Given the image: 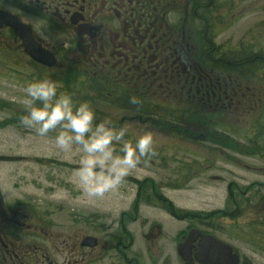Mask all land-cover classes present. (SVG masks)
<instances>
[{"label":"flooded vegetation","instance_id":"af4514ba","mask_svg":"<svg viewBox=\"0 0 264 264\" xmlns=\"http://www.w3.org/2000/svg\"><path fill=\"white\" fill-rule=\"evenodd\" d=\"M13 15L26 25L41 18L47 21L43 38L28 26L42 49L55 57L53 67L28 55L7 23ZM221 34L227 39L217 43ZM33 67H74L90 80L121 77L139 93L149 86L151 94L176 103L175 111L187 114L179 119L210 122L175 134L204 141L199 150L215 153L214 159L221 157L217 146L231 148L216 140L206 144L215 136L211 126L216 118L237 116L245 133L242 153L260 162L244 166L253 176L264 174V0H0V73L15 80L20 71L27 78ZM10 105L0 104V111ZM20 116L14 114L12 119ZM133 119L151 122L135 114L127 120ZM257 179L226 184V201L232 208L226 215L235 219L239 210L247 216V231L240 234L243 241L264 239V181ZM158 185L167 187L163 179ZM154 199L164 202L167 209L161 211L173 217L164 194L159 192ZM57 213L34 199L7 196L0 189V264H200L194 254L201 239L193 241L187 260L179 256V243L190 229L216 237L220 228L214 220L188 224L171 243L158 245L170 235L161 234L159 223L145 234H135L142 226L136 214L95 224L93 219L77 220L72 215L67 222L56 221ZM148 238L154 242L151 246ZM228 243L239 257L237 264H254ZM252 251L264 255L258 246Z\"/></svg>","mask_w":264,"mask_h":264},{"label":"rangeland","instance_id":"374dc122","mask_svg":"<svg viewBox=\"0 0 264 264\" xmlns=\"http://www.w3.org/2000/svg\"><path fill=\"white\" fill-rule=\"evenodd\" d=\"M221 37L217 39V43L227 39L225 35L221 34ZM72 68L75 79L67 77L69 68L45 70L33 67L27 78L21 77L25 72H16L15 80L14 77L9 78L7 74L0 73V104H11L5 108V111H0V155L24 157L17 163L0 162V189L3 194L34 199L40 207L49 206L53 208V211L58 212L56 221L62 222L69 221L71 215L76 216L77 220L93 219L95 224H98L101 223V219L137 214L142 221V226L133 230L135 234H145V230L147 232L151 225L159 223L162 228L161 234L170 235V238L165 240L161 238L157 241L159 245L171 243L174 236L178 235L188 224L194 223L191 221L193 218L184 220L185 218L180 216L169 217L161 211V209L166 210L167 205L154 199L160 192L164 194L173 208L181 210L184 215L198 213L201 217H205V214L208 216L206 220L216 221L222 229L216 230L215 235L226 242H232L241 253L252 259L254 264H264V255L261 257L252 251L258 246L261 252H264V239L250 241L241 239L240 234L247 231L244 226L247 221L245 213L238 210L235 219L233 217L221 218V215H217L219 211L232 210L229 202L226 201V184L229 181H233L236 185H242L245 180L251 178L264 181L263 173L253 176L244 166L246 164L259 166L260 162L253 158H246L242 153L240 143L245 141V133L241 128L242 119L237 116L216 118L215 128L223 134L210 137V142L207 141L206 144H212L211 140L214 142L216 140V144L224 141L230 146L231 151L228 148L224 150L225 147L219 148L214 143L221 155L220 158L214 159L215 153L209 155L199 150L205 146L204 141L177 136L173 132L162 134L157 128L150 126V123L137 120L128 121L127 119L133 113H127L120 108L101 102L84 100L85 95L89 96L91 84L93 86L95 84L89 82L91 78L84 79L86 85L83 89L79 88L80 80L76 82V86L66 89L65 81L70 84L75 82L76 78H80L74 67ZM34 79H51L61 83L58 92L72 95L77 104L88 101L95 111V122L107 119L115 127L128 125L133 142H135L136 134L150 131L154 139V152L158 158L153 155L142 159L123 182L115 190L106 193L104 197H87L79 188L75 177L81 159L78 146L74 145L70 152H63L54 144L55 131L41 137L33 129L26 128L20 122L24 114L23 89L28 82ZM167 101L165 99L163 103L153 104L158 108L166 107L169 110L177 108L176 103ZM17 113L21 115L20 118L12 119ZM213 127L214 125L211 126ZM261 166L264 167V165ZM162 179L166 181L167 187L159 188L158 181ZM148 188L152 189L150 193H147ZM152 192H155V195H152L155 201L148 200ZM138 196H140L139 199ZM135 204L136 208L133 211ZM199 220L203 222L202 219ZM147 242L151 246L153 241L148 238Z\"/></svg>","mask_w":264,"mask_h":264},{"label":"clouds","instance_id":"9594fccd","mask_svg":"<svg viewBox=\"0 0 264 264\" xmlns=\"http://www.w3.org/2000/svg\"><path fill=\"white\" fill-rule=\"evenodd\" d=\"M36 37L43 38L47 21L31 20ZM59 83L51 79H34L24 92L21 124L41 137L55 131L54 144L63 152L78 146L81 153L75 177L79 188L89 198H102L115 190L146 157L155 155L150 131L130 138L128 125L113 126L110 120L95 122V111L88 101L78 104L72 95L58 92ZM139 104L138 97L129 98Z\"/></svg>","mask_w":264,"mask_h":264},{"label":"trees","instance_id":"16d2710c","mask_svg":"<svg viewBox=\"0 0 264 264\" xmlns=\"http://www.w3.org/2000/svg\"><path fill=\"white\" fill-rule=\"evenodd\" d=\"M69 72L67 74V77L70 76V78L75 77L73 73V68H69ZM77 75L79 77H82V79L79 81L78 85L79 88L83 89L86 85V81L84 80L88 76L85 72L82 71H76ZM116 73V71H115ZM73 74V75H72ZM103 74L106 76L108 74V71ZM72 75V76H71ZM92 77V76H90ZM120 77V76H118ZM99 80L92 79L89 81L92 86L89 87V96L85 95L84 100H88L91 102H101L105 105H111L116 108H120L121 110L126 111L127 113H133L137 117H145L146 119L150 120L152 122V126L157 128L160 132H177V131H189L193 129H200L203 128L206 124L208 125L210 122L205 121V119H198V118H192V119H179L177 116H187L186 113L182 111H175V110H169L168 108H158L157 103L160 101H164L161 98L156 97L157 94H151V91L148 86V90L141 91V93L136 92V88L132 85V83L127 84L124 80L120 78L116 79L113 77L111 80H108L107 76L105 77H97ZM107 78V79H106ZM61 84V83H60ZM59 84V85H60ZM66 89H69L70 87L76 86V82H72L68 84L67 81H65ZM135 96L138 97L140 100L139 104H132L129 102V98ZM151 100V101H150ZM158 101V102H157ZM169 102V100L167 101ZM154 103V104H153ZM162 103V102H161ZM214 127H216V124H214ZM215 129V128H214ZM216 130V129H215ZM215 135L221 134L218 131H213ZM224 142V141H223ZM142 187V185H141ZM140 187V188H141ZM149 189V188H148ZM147 189V190H148ZM152 189H149L147 193H150ZM154 193H151V196L148 198V200L154 201L152 198V195ZM168 211H170L174 216L178 217H184L187 218H193L191 221H194L193 224H200L204 223L208 218L207 215L204 214L205 217H201L198 213H192L191 214H183V212L177 208H173V206L170 205ZM227 210L225 211H219L217 215H221V218L226 217ZM210 215V214H208ZM199 219H202L203 222H201Z\"/></svg>","mask_w":264,"mask_h":264},{"label":"water","instance_id":"95a60500","mask_svg":"<svg viewBox=\"0 0 264 264\" xmlns=\"http://www.w3.org/2000/svg\"><path fill=\"white\" fill-rule=\"evenodd\" d=\"M10 15V14H9ZM5 21V20H4ZM7 23L16 30L19 35L22 44L25 47L28 55L39 63L49 67L56 63V59L50 52L44 51L37 40L34 39L31 34L30 28L23 23H20L18 19L13 15ZM21 156H4L0 155V161H14L21 160ZM201 239L200 249L194 254V258L200 264H237L238 256L232 253L231 245H227L217 237L213 235H203L198 229H191L184 241L178 245L179 256L183 260L191 259L190 247L197 238Z\"/></svg>","mask_w":264,"mask_h":264},{"label":"bare ground","instance_id":"6f19581e","mask_svg":"<svg viewBox=\"0 0 264 264\" xmlns=\"http://www.w3.org/2000/svg\"><path fill=\"white\" fill-rule=\"evenodd\" d=\"M225 143V142H224ZM135 208H136V204L133 206V211L135 210ZM137 215V214H136ZM132 216V215H131ZM134 216V215H133Z\"/></svg>","mask_w":264,"mask_h":264}]
</instances>
